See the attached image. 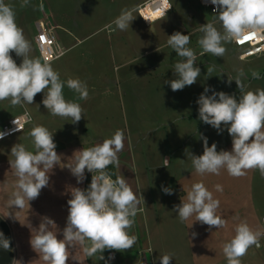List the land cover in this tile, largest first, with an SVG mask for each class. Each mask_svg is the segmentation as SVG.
I'll return each instance as SVG.
<instances>
[{
  "label": "clouds",
  "instance_id": "obj_1",
  "mask_svg": "<svg viewBox=\"0 0 264 264\" xmlns=\"http://www.w3.org/2000/svg\"><path fill=\"white\" fill-rule=\"evenodd\" d=\"M210 3L215 6L213 21L196 29L201 33L197 40L201 56L210 53L215 57H223L227 50L224 45L227 43L264 40V0H210ZM29 4L30 0H22L20 6L23 8ZM133 12L134 9H122L112 24L126 31L136 18ZM217 23L220 28H217ZM189 43L190 35L174 32L168 36L167 45L182 58L173 65L176 78L164 81L173 92L193 85L201 74V69L196 66L197 54L188 47ZM31 50V43L16 22L14 7L0 0V101L8 100L12 106L33 104L35 96L43 92L41 103L53 117L59 116L70 119L73 124L78 123L84 110L76 100H66L63 90L67 86L77 94L78 100H86L89 95L86 81L79 78L62 80L47 59L30 56ZM157 51H160L159 47ZM12 52L22 57L19 65L10 54ZM214 68V65L209 66L207 74ZM244 75L243 69H238L235 77L227 75L229 84L235 81L238 97L205 87L196 101L199 105V120L212 126L218 134L226 129L232 138L231 151H217V144L209 146L207 137L202 134V155L185 150L195 172L201 176L219 175L221 169H225L232 177L244 176L249 170H258L264 176V89L248 90L242 81ZM251 75L253 79H260L258 71L253 70ZM210 90L212 94L208 95ZM12 123L16 127L11 131L22 130L15 119ZM8 134L10 132L0 131V139ZM28 135L32 138L34 152L27 150L22 143L14 144L11 148L12 159H9V164L16 180L14 191L9 197L10 207L23 208L26 202L29 204V201L38 198L41 190L49 184V173L61 163L52 132L37 125ZM124 140V132L118 129L102 143L75 151L71 157L73 163L66 164L65 167L76 177L78 184L85 179V170L92 174L91 183L86 189H68L71 198L67 201L68 216L62 239L57 237L61 230L48 216L40 218L38 228H33L30 223L27 225L31 231L30 245L44 264H66L70 249L77 246L87 256L99 254L98 260H103L105 249L123 252L136 244L138 238L130 234V229L135 224L144 198L133 191L122 175L113 179L107 171L110 165L120 166L118 153L124 149ZM169 164L168 159L162 158L160 166L168 168ZM215 189L223 191L219 184L215 185ZM162 191L173 194L170 187H163ZM219 207L220 201L214 198L205 184L196 182L187 190L181 203L174 206L173 211L178 213L181 222L195 217V221L219 229L226 225V221L217 215ZM234 232L235 235L222 248L227 264H241V258L251 247H261L262 233L251 228L246 221L237 224ZM192 235L195 237L196 233ZM0 248L7 252L13 250L10 239L2 232ZM72 259L76 260L74 257ZM171 260L169 254L159 258L160 264H170ZM13 264H22V261L13 259Z\"/></svg>",
  "mask_w": 264,
  "mask_h": 264
},
{
  "label": "rangeland",
  "instance_id": "obj_2",
  "mask_svg": "<svg viewBox=\"0 0 264 264\" xmlns=\"http://www.w3.org/2000/svg\"><path fill=\"white\" fill-rule=\"evenodd\" d=\"M148 1L30 0L29 6L22 8V0H5L14 7L16 22L24 29V36L30 43L33 37L31 25L43 15L41 10L48 14L50 25L44 21L48 28L53 29L56 22L70 31L65 34L64 40L57 37L65 55L50 62L52 67L64 63L72 70H81L80 74L102 69L112 79L114 107L91 109L89 117L83 114L81 118V123L89 129L88 139H100L106 135L108 124H102L109 122L113 131L109 130L108 135L111 137L118 129L124 132L123 151L131 152L140 171L144 166H160L162 158L167 159V155L173 157V162L182 158L181 168L187 171L192 163L185 150L202 155L201 134L207 137L209 146L217 144V151L232 149V138L226 129L218 134L212 126L199 120L196 101L204 88L238 97L237 85L235 81L229 84L227 75L235 77L237 70L243 69L245 75L242 81L248 90L264 89V56L241 59L242 49L232 43L224 45L227 50L223 57L210 53L201 56L197 43L201 33L196 29L213 21V8L202 7L196 0H170L172 9L168 14L153 24H147L139 16L138 8ZM124 8L134 9L136 18L126 31H121L112 21ZM216 26L220 28L219 23ZM174 32L190 35L188 47L196 52V66L201 69L196 83L175 92L164 83L176 78L173 65L182 59L167 45L168 36ZM57 33L60 31L57 30ZM158 47L160 51H157ZM10 54L14 60L20 58L14 52ZM15 61L18 65L22 62ZM212 65L215 66L214 71L207 74V68ZM253 70L259 72L260 79L252 78ZM91 84L101 87L99 78H94ZM211 94L210 90L208 95ZM103 127L105 132H102ZM173 166L174 163L168 168L161 166L162 169L155 170L160 176H168L172 175ZM107 171L111 174L112 167L109 166ZM256 178L255 214L264 222V176L257 170ZM261 242L263 247L252 255L255 261L252 264H264V239ZM132 248L123 252L104 251L126 255Z\"/></svg>",
  "mask_w": 264,
  "mask_h": 264
},
{
  "label": "crops",
  "instance_id": "obj_3",
  "mask_svg": "<svg viewBox=\"0 0 264 264\" xmlns=\"http://www.w3.org/2000/svg\"><path fill=\"white\" fill-rule=\"evenodd\" d=\"M41 13L43 15L31 25L33 37L30 56L32 57L41 56L35 43L38 23L45 21L48 26L50 25L48 14L42 10ZM52 28L59 40H64L65 34L70 33L60 23L54 22ZM57 30L60 31L59 34ZM15 60L22 61V57ZM98 66H100L99 63ZM53 69L60 74L62 80L73 78V76L86 78L81 79L86 81L88 86L89 95L86 100H78L77 94L67 86L63 90L66 100H76L80 103L82 109L85 110L83 113L85 116L89 117L91 109L114 107L113 81L104 73V70L97 69L95 72L80 74L81 70H76L77 68L72 70L64 63L54 66ZM93 77L100 79V88L91 84ZM43 97L44 93L41 92L35 96L33 104L16 106H12L8 100L0 101V129L9 119L25 110L33 117V122L25 131L0 142V232L10 239V246L13 249L7 252L0 248V264H13V259L21 260L22 264H44L39 254L30 245L31 231L27 225L30 223L33 228H38L40 218L48 216L61 230L57 234L58 239L63 238L62 230L66 226L68 216L67 201L71 198L68 189L70 187L86 189L89 185L87 170H85V179L78 184L76 177L65 166L73 163L71 157L75 151L102 143L103 140L111 138L108 131H113V125L110 126L109 122L103 123L102 125L108 124L106 135L100 139H88L89 129L82 124L83 122L81 123V120L73 124L70 119L53 117L41 103ZM37 125L44 126L53 133V140L57 145L56 152L61 155V163L54 166L49 173V184L41 190L38 198L29 201V204L26 202L23 208L10 207L9 197L14 191L16 180L9 164V159H12L11 148L14 144L22 143L27 150L34 152L32 138L28 133L33 126ZM104 130L103 127L102 132L106 131ZM167 156L170 161L169 166L174 163L173 173L168 176H160V173H156L155 169L160 170L161 166L148 165L140 171L136 168L135 158L130 151L118 153L119 167L110 165L113 179L122 175L133 191L144 198V204L141 205V210L135 217V224L130 229V234L138 238L131 251L126 255L116 251L108 253L104 251L102 253L104 259L98 260L99 254L89 257L77 246L75 249H70V256L66 264H106V262L107 264H160L159 258L165 254L172 256L170 264H227L222 251L223 244L230 241L235 235V226L242 221H246L251 228L262 233L261 247H251L247 254L241 258V264L255 262L252 255L260 251L263 247L261 241L264 239V222L255 214L254 206L257 170H249L241 177H232L225 169H221L219 175L205 174L201 176L195 172L192 166L184 171L181 168V156V159L177 158L174 162L171 155ZM196 182L204 183L213 193L214 198L220 201L217 215L226 221L224 227L217 229L212 226L210 228L206 224L195 221V217L181 222L178 213L173 211L174 206L181 203V199L186 197L187 190ZM217 184L222 186V192L216 191L215 185ZM163 187H170L173 194H165L162 191ZM193 232L196 233L195 237L192 235ZM110 253H114V260L109 259ZM72 257L76 260H73Z\"/></svg>",
  "mask_w": 264,
  "mask_h": 264
},
{
  "label": "built area",
  "instance_id": "obj_4",
  "mask_svg": "<svg viewBox=\"0 0 264 264\" xmlns=\"http://www.w3.org/2000/svg\"><path fill=\"white\" fill-rule=\"evenodd\" d=\"M153 1V0H152ZM157 1V0H154ZM162 2V6H165V14L162 16L164 18L168 12L172 9V5L170 0H160ZM200 6L202 7H212L215 6L212 5L209 2H206V0H196ZM35 43L37 46V49L41 55L42 60L47 59L48 62H52L61 56L64 55L65 50H63L57 43V35L55 34L53 29L48 28L44 22H39L38 24V33L35 37ZM233 45H235L238 48L242 49V52L240 54L241 59H248L256 56H264V40L262 39H252L249 41H245L242 44H237L232 42ZM16 120L18 124L21 126V131H11L16 127L12 123L13 120ZM33 122L32 115L27 111H23L21 114L14 116L13 118L9 119L0 129V131L4 132H10V134L6 135L4 139H0V142L3 140H6L8 138H11L17 134L22 133L27 129V127ZM91 176L92 174L89 173V184L91 183ZM109 257H112L110 260L115 259L114 253H110Z\"/></svg>",
  "mask_w": 264,
  "mask_h": 264
},
{
  "label": "bare ground",
  "instance_id": "obj_5",
  "mask_svg": "<svg viewBox=\"0 0 264 264\" xmlns=\"http://www.w3.org/2000/svg\"><path fill=\"white\" fill-rule=\"evenodd\" d=\"M164 8L165 6H162V2L160 0H150L138 8V14L144 22L147 24H153L154 22L162 19V13H165L166 10Z\"/></svg>",
  "mask_w": 264,
  "mask_h": 264
}]
</instances>
